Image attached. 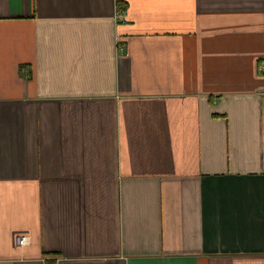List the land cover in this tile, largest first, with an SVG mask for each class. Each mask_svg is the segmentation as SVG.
Listing matches in <instances>:
<instances>
[{
  "label": "crops",
  "instance_id": "obj_1",
  "mask_svg": "<svg viewBox=\"0 0 264 264\" xmlns=\"http://www.w3.org/2000/svg\"><path fill=\"white\" fill-rule=\"evenodd\" d=\"M55 261L264 264V0H0V264Z\"/></svg>",
  "mask_w": 264,
  "mask_h": 264
},
{
  "label": "built area",
  "instance_id": "obj_2",
  "mask_svg": "<svg viewBox=\"0 0 264 264\" xmlns=\"http://www.w3.org/2000/svg\"><path fill=\"white\" fill-rule=\"evenodd\" d=\"M26 243V238L25 237H18L16 238V244L19 246H22ZM53 264H58V261H55Z\"/></svg>",
  "mask_w": 264,
  "mask_h": 264
}]
</instances>
